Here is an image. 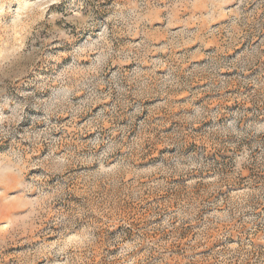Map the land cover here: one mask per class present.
<instances>
[{
	"label": "rangeland",
	"instance_id": "374dc122",
	"mask_svg": "<svg viewBox=\"0 0 264 264\" xmlns=\"http://www.w3.org/2000/svg\"><path fill=\"white\" fill-rule=\"evenodd\" d=\"M0 264H264V0H0Z\"/></svg>",
	"mask_w": 264,
	"mask_h": 264
}]
</instances>
